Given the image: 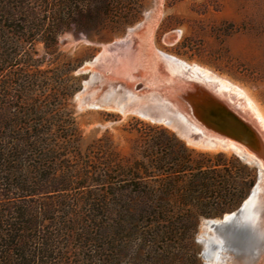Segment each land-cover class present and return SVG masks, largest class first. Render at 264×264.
Wrapping results in <instances>:
<instances>
[{
    "label": "rangeland",
    "instance_id": "1",
    "mask_svg": "<svg viewBox=\"0 0 264 264\" xmlns=\"http://www.w3.org/2000/svg\"><path fill=\"white\" fill-rule=\"evenodd\" d=\"M74 1L72 8L63 0L16 3L23 11L18 31L6 28L0 47V135L27 150L22 175L33 171L28 184L41 185L31 202L47 222L67 217L60 226L98 237L92 247L102 246L97 258L107 257L106 264H156L166 256L165 264H226L223 240L232 244L216 224L229 212L195 218L198 209L180 204L176 211L194 218L173 241L161 228L170 223L155 226L128 198L141 209L146 189L185 185L201 166L211 179H225L226 203L244 196L241 205L259 177L262 183L259 167L221 143L258 151L238 129L255 116L242 110L240 118L228 92L188 78L167 55L229 78L264 112V0H105L104 16L102 0ZM176 105L177 116L205 113L225 129L199 116L187 118L195 131L187 129ZM262 123L254 124L260 133ZM174 163L183 171L167 172ZM114 188L125 196H113ZM216 232L222 241L212 238ZM77 236L72 264L83 261ZM242 237L239 248L246 246Z\"/></svg>",
    "mask_w": 264,
    "mask_h": 264
},
{
    "label": "trees",
    "instance_id": "2",
    "mask_svg": "<svg viewBox=\"0 0 264 264\" xmlns=\"http://www.w3.org/2000/svg\"><path fill=\"white\" fill-rule=\"evenodd\" d=\"M24 1L0 0V47L2 42H6V40L3 41V38L8 36L5 32L6 28L14 30L19 28L18 24L21 22L19 16L23 11L16 3L22 4ZM63 1L69 3L71 8L75 2L74 0ZM108 12L105 0H102L98 7V13L104 16ZM12 34H15V31ZM5 62V55L1 54L0 64L3 65ZM26 151L19 141H6L0 135V264H72L74 251L70 244L77 235H79L80 249L84 251V255L83 261L79 262L78 260L76 264H106L109 261L107 257H102L101 254V258H97L102 246L100 249L92 247V244L99 240L98 237H90L91 235L83 237L81 233L75 234L73 229L71 231L60 226L62 223L68 222L67 217L60 219L54 216L47 222L37 205L31 202L32 195L41 190V185L38 184V189H34L35 184H28V178H34L33 171L31 174L27 173L25 177L22 175L21 164ZM165 160L160 158L158 162L161 164ZM201 167H198L195 178L189 180L185 185H178L171 181L162 185L160 192L157 189L154 191L146 189L144 193L148 197V202L141 209L130 195L128 199L132 201V208L142 212L143 216H147L154 225L156 224L155 226H159L158 224L162 222L170 223L162 225L161 228L167 237L172 234L171 240L174 241V238H177L176 234L181 230H186L187 223H191L194 218L176 211L180 204H190L198 209L195 218L200 215L221 216L239 206L244 196L228 203H226V199L222 201V198L231 195V190L227 188L225 179L222 181L211 179L209 172L201 171L203 170L200 169ZM179 168L180 165L174 163V166L167 172L183 171ZM253 183L252 181L250 185ZM129 186L125 185L123 188ZM131 186L138 189L141 188V183H134ZM123 188H114L112 195L123 198L125 196ZM213 194L220 198L211 200ZM207 197L208 199H205ZM73 256L79 258L80 254L76 252ZM165 258L167 259V256L156 264H165ZM174 262L176 261L170 260V264H174Z\"/></svg>",
    "mask_w": 264,
    "mask_h": 264
},
{
    "label": "bare ground",
    "instance_id": "3",
    "mask_svg": "<svg viewBox=\"0 0 264 264\" xmlns=\"http://www.w3.org/2000/svg\"><path fill=\"white\" fill-rule=\"evenodd\" d=\"M167 57L173 62L176 61L175 63H180L181 67L184 68L187 73H189L188 78H198L199 80L204 81L203 83H205L213 91L215 90V92L221 94L224 93V91H226V93L228 92V95H231L229 99L233 102L232 107L238 112L240 118H242L241 116L243 115V119L245 120V113H247V115L249 116L247 118H249L250 120L253 119L252 116H255V119L252 120V124L249 127L247 125L240 124L241 126L238 125V129H240L241 132L247 133V137L252 143L255 144L258 151H252L242 143H235L226 139L221 140L223 141L221 143L226 147L234 148L242 155L244 154L245 156H247L245 158L248 161H250L256 167H259L262 171L261 173L263 176L262 183L259 189H256L254 187V195H252L249 199H245V202L243 204L244 206L238 212L232 211L226 213L223 218L219 220L220 222L216 225L218 226V232L222 233L224 236L230 237V242L232 244V246H230L227 240H223L227 243H225L227 245V255L225 259L226 264H264V235L263 233H261L264 231V133H260V131L254 125L255 123L258 124L260 122H263L261 125L264 127V112L260 105L245 89L231 81L229 78H225V76H222L215 71L197 63H191L175 56L167 55ZM177 106L178 105H176L177 111L175 110L176 116L179 112V106ZM242 110L245 112L244 114L243 112H241ZM184 111L186 112L188 117H184V115L179 114L177 118L179 117L178 121H180L182 118V120L186 124L185 127H187V129L190 128L195 131L194 127H192L188 119L194 120L193 117L197 118V116H199V121L205 123L213 129H225L224 127L220 128V126L217 123H213V121L212 123L209 122L208 119L211 118V116L208 118L207 114L205 113L199 112V114H190V112L186 109ZM252 112L254 113V115L252 114ZM182 120L180 122H183ZM168 123L172 124V121L170 120ZM196 130H198V128ZM225 131L227 133H230L229 131L231 130L226 128ZM208 223L209 222L207 221V224ZM239 231L245 233V239H243L244 237L241 236L242 243H245L247 247L249 246V250H247L246 253H242L241 251H239L241 254L236 255L233 254V250L237 249L239 247V244H241V237L238 235ZM218 232H216L215 236L212 238H216L217 240L222 241L223 238L221 235H218Z\"/></svg>",
    "mask_w": 264,
    "mask_h": 264
},
{
    "label": "water",
    "instance_id": "4",
    "mask_svg": "<svg viewBox=\"0 0 264 264\" xmlns=\"http://www.w3.org/2000/svg\"><path fill=\"white\" fill-rule=\"evenodd\" d=\"M259 179L261 180V177H259ZM257 180V182L255 183V185H254V187L256 188V189H259L260 188V185H261V183H260V180ZM254 187L252 188V190L250 191V193H249V195H248V197H247V199H249L252 195H254V191H253V189H254ZM244 202H245V200H244ZM244 202L240 205V207H238L237 209H235L234 211L235 212H238L244 205ZM241 213V212H240ZM240 213H239V215H240ZM246 246H242L241 248H237V249H234L233 250V254H236V255H238V254H241L239 251H241L242 253H246L247 252V250H246V248H245Z\"/></svg>",
    "mask_w": 264,
    "mask_h": 264
}]
</instances>
